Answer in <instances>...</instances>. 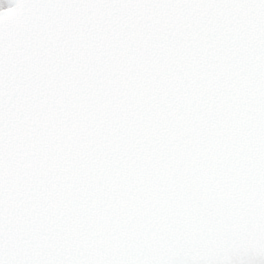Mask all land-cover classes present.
<instances>
[{
	"label": "snow or ice",
	"instance_id": "1",
	"mask_svg": "<svg viewBox=\"0 0 264 264\" xmlns=\"http://www.w3.org/2000/svg\"><path fill=\"white\" fill-rule=\"evenodd\" d=\"M0 8V264H264V0Z\"/></svg>",
	"mask_w": 264,
	"mask_h": 264
},
{
	"label": "rangeland",
	"instance_id": "2",
	"mask_svg": "<svg viewBox=\"0 0 264 264\" xmlns=\"http://www.w3.org/2000/svg\"><path fill=\"white\" fill-rule=\"evenodd\" d=\"M11 4V0H0V8L8 7Z\"/></svg>",
	"mask_w": 264,
	"mask_h": 264
},
{
	"label": "water",
	"instance_id": "3",
	"mask_svg": "<svg viewBox=\"0 0 264 264\" xmlns=\"http://www.w3.org/2000/svg\"><path fill=\"white\" fill-rule=\"evenodd\" d=\"M10 6H12V4H11ZM10 6H9V7H10Z\"/></svg>",
	"mask_w": 264,
	"mask_h": 264
}]
</instances>
